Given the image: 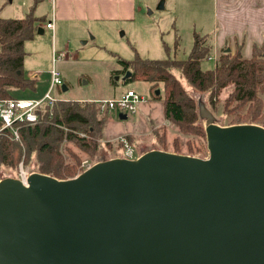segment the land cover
<instances>
[{
    "label": "water",
    "instance_id": "95a60500",
    "mask_svg": "<svg viewBox=\"0 0 264 264\" xmlns=\"http://www.w3.org/2000/svg\"><path fill=\"white\" fill-rule=\"evenodd\" d=\"M201 114L205 158L152 149L1 179L0 264H264V126Z\"/></svg>",
    "mask_w": 264,
    "mask_h": 264
},
{
    "label": "trees",
    "instance_id": "16d2710c",
    "mask_svg": "<svg viewBox=\"0 0 264 264\" xmlns=\"http://www.w3.org/2000/svg\"><path fill=\"white\" fill-rule=\"evenodd\" d=\"M39 22L32 11L21 18L0 17V98H16L15 90L35 86L33 78L23 70L24 42L33 37ZM219 54L211 67H203V62L211 55V45L206 38H198L191 54L183 59H146L136 51L132 60L117 59L123 75L131 71L124 83L134 80L152 83L153 96L163 101L164 117L193 129L202 137L206 152L199 156L201 158L208 148L205 125L197 120L206 118L200 106L186 94L181 78L197 91L207 93L208 108H205L214 123L264 126V43L254 45L250 57L232 54L226 49ZM159 83L163 87L158 95L155 91ZM37 113L38 120L34 124L18 127L23 148L18 141L0 134V166L16 172L24 155L25 165L58 179L74 177L85 170L78 171V155L66 148L62 152L60 145L63 141H74L86 149H98V143L92 140L97 132L95 126L100 122L96 118L99 110L95 101L56 99L51 105L44 103ZM77 129H82L84 135H79Z\"/></svg>",
    "mask_w": 264,
    "mask_h": 264
},
{
    "label": "rangeland",
    "instance_id": "374dc122",
    "mask_svg": "<svg viewBox=\"0 0 264 264\" xmlns=\"http://www.w3.org/2000/svg\"><path fill=\"white\" fill-rule=\"evenodd\" d=\"M41 1L0 0V17L21 18L32 11L43 23L45 21L43 11L46 10V4L38 7V3ZM161 1L151 7L142 6L135 27H120L113 36L101 39V35H98L97 39H93L94 35L91 33L84 37L69 32L57 35L55 43L58 52H56L59 54V51H65L68 58L57 60L55 66L60 71L63 84L66 85L67 90L63 91L62 87L53 89L51 96L62 101L79 99L86 101L89 98L115 96L120 90L130 88L145 97V102L138 106L136 112L122 113L126 114L125 118H121L117 111L96 113V118L100 120L99 125L95 126L97 132L92 137V140L99 145L96 151L90 150V148L86 149L74 141L61 143L60 150L62 152H65L66 148L75 152L80 158L77 164L78 171L86 169L102 159L108 160L121 156L123 147L118 140L120 137H127L135 151V157L143 154L147 149L162 150V148H166V151L197 157L206 152L202 137L196 134L193 129H186L184 126L164 117L163 101L161 97L155 98L153 96L154 87L152 83L140 80L124 83L121 80L123 74L119 72L121 65L117 59L132 60L135 51L140 57L146 59H183L189 54L191 34L188 35L185 31L179 32L181 37L179 41L173 28V22L178 27L176 21H179L176 20L175 13H173L172 6L175 0H167L164 9L158 6ZM24 43L27 54L23 61V70L26 75L31 71L37 73V76L32 77L35 85L33 88L17 89L14 96L16 98L38 99L49 89V72L53 66V40L51 34L44 30L43 33L36 32L32 38ZM66 44L69 45L68 51ZM230 52L238 54L233 51ZM216 58L217 56L208 59L207 62H203L202 66L211 67ZM118 75L120 79L118 78L115 83L113 79ZM181 82L186 94L194 99L200 109H206L205 106L208 108L207 93L197 91L182 78ZM116 86L118 88H114ZM157 87L160 90L163 86L159 83ZM217 115L221 117L219 113ZM197 121L203 125L207 122L205 119H198ZM77 130L79 135H84L82 129ZM16 141L23 148L20 138ZM207 156L208 152L204 158ZM23 157L24 155L19 162H23ZM25 166L33 168L29 164ZM14 173V170L0 166V179L15 176Z\"/></svg>",
    "mask_w": 264,
    "mask_h": 264
},
{
    "label": "crops",
    "instance_id": "0c3cea01",
    "mask_svg": "<svg viewBox=\"0 0 264 264\" xmlns=\"http://www.w3.org/2000/svg\"><path fill=\"white\" fill-rule=\"evenodd\" d=\"M159 1L42 0L41 3H38V7L46 4V10L43 11L45 21L38 24L42 32H38L37 28L35 33H43L44 30H47L51 34L53 55L58 52L55 43L57 35L69 32L84 37L91 33L94 35L93 39H97L98 35H101V39L113 36L120 27L131 28L133 26L134 28L142 6L151 7ZM166 1L160 2L163 5L162 9L166 7ZM172 7L176 20H179L176 21L178 27L173 22L178 40L180 41L181 38L179 32L185 31L192 36L189 54H191L198 38L207 39L211 45L213 53L211 56L213 57L217 56L222 49L236 52L243 57H250L253 46H260L264 43V0H175ZM47 21L53 23L51 29L44 27ZM68 48L69 45L66 44L67 51ZM60 52L65 54L63 58H68L65 51ZM52 63L55 66L56 62ZM33 73L35 74L30 71L27 76L29 77ZM118 78L120 79L119 75ZM113 80L116 83L118 79ZM121 80L123 81L122 78ZM63 85L66 87L65 84ZM114 88H118V86ZM125 90H120L115 96L107 98L117 97ZM97 99L104 98H89L88 100ZM80 100L82 101V99L78 101Z\"/></svg>",
    "mask_w": 264,
    "mask_h": 264
},
{
    "label": "built area",
    "instance_id": "2783aa9c",
    "mask_svg": "<svg viewBox=\"0 0 264 264\" xmlns=\"http://www.w3.org/2000/svg\"><path fill=\"white\" fill-rule=\"evenodd\" d=\"M45 28L51 29L53 23L47 21L44 25ZM65 57V54L60 52L59 54H53V62ZM208 59H213V56H209ZM50 82L48 91L38 99H26V98H0V134L9 137L10 139L19 140L18 127L21 124H34L38 120L37 110L46 103L51 105L56 98L51 96L53 89H58L63 86V79L60 71L53 66L50 70ZM30 76H37V73H33ZM97 104L99 112H111L117 111L119 113L136 112L138 106L145 102V97L139 94L134 89H126L117 97L104 98L94 100ZM122 144V158L135 159L138 156H134V149L130 145L127 137L118 138ZM37 172L28 166H25L23 162H19L15 172V176H9L19 179L22 183L26 184L28 177L31 173ZM1 180V179H0Z\"/></svg>",
    "mask_w": 264,
    "mask_h": 264
}]
</instances>
